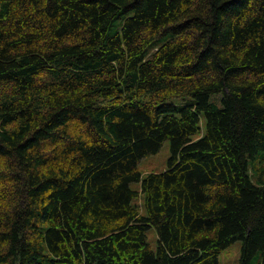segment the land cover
Masks as SVG:
<instances>
[{
	"label": "trees",
	"instance_id": "1",
	"mask_svg": "<svg viewBox=\"0 0 264 264\" xmlns=\"http://www.w3.org/2000/svg\"><path fill=\"white\" fill-rule=\"evenodd\" d=\"M237 240L264 264V0H0V264H219Z\"/></svg>",
	"mask_w": 264,
	"mask_h": 264
},
{
	"label": "rangeland",
	"instance_id": "2",
	"mask_svg": "<svg viewBox=\"0 0 264 264\" xmlns=\"http://www.w3.org/2000/svg\"><path fill=\"white\" fill-rule=\"evenodd\" d=\"M189 98L177 99L180 102H187ZM202 126L205 127L206 120L205 116L201 115ZM170 156V140H165L159 149L154 154L148 155L142 158L138 163V169L140 170L142 175H145L149 172H159L164 170L167 167V161ZM130 186L132 189L141 192L140 182H131ZM143 201V194L136 196L132 200V204L137 205L139 212L145 213L143 205L141 204ZM147 240L150 243L153 250H156L158 244V235L155 228L150 227L146 230ZM242 241L237 240L234 241L230 246L223 249L218 255V263L219 264H238L240 249H241Z\"/></svg>",
	"mask_w": 264,
	"mask_h": 264
}]
</instances>
